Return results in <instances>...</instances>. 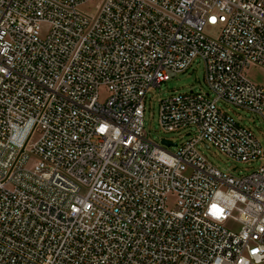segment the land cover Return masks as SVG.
<instances>
[{
  "label": "built area",
  "instance_id": "1",
  "mask_svg": "<svg viewBox=\"0 0 264 264\" xmlns=\"http://www.w3.org/2000/svg\"><path fill=\"white\" fill-rule=\"evenodd\" d=\"M87 1L0 0V264L264 263V147L219 107L264 121L243 74L264 67V0ZM195 60L210 93L159 101L184 140L149 138V91Z\"/></svg>",
  "mask_w": 264,
  "mask_h": 264
},
{
  "label": "rangeland",
  "instance_id": "2",
  "mask_svg": "<svg viewBox=\"0 0 264 264\" xmlns=\"http://www.w3.org/2000/svg\"><path fill=\"white\" fill-rule=\"evenodd\" d=\"M102 0H88L79 7L81 12L89 15L95 14L97 6L101 4ZM220 26L206 27L204 29L205 35L216 38L219 34ZM245 77L262 87H264V67L260 65H250L244 69ZM192 90L194 92L210 93V90L205 82L204 70L201 62L195 60L191 65L181 73H177L168 81L162 82L159 86L152 88L144 100L143 122L144 129L148 133V137L160 141L161 139L180 143L184 140L185 130L178 132L164 131L158 122L159 101L172 94H181ZM106 96L104 88L99 89V100H103ZM219 107L227 112L241 125L249 128L261 146L264 147V121L247 110L237 108L229 103L219 102ZM37 139V134L32 137V141ZM200 152L207 158V160L220 171L232 174H246L256 168L257 164H247L244 162L233 160L220 153L217 149L210 146L208 149L204 146H199ZM175 199L169 197L167 207L173 208ZM225 226L228 229H236V224L227 221ZM264 264V263H262Z\"/></svg>",
  "mask_w": 264,
  "mask_h": 264
},
{
  "label": "water",
  "instance_id": "3",
  "mask_svg": "<svg viewBox=\"0 0 264 264\" xmlns=\"http://www.w3.org/2000/svg\"><path fill=\"white\" fill-rule=\"evenodd\" d=\"M164 144H166V145H167L168 143L164 142Z\"/></svg>",
  "mask_w": 264,
  "mask_h": 264
}]
</instances>
